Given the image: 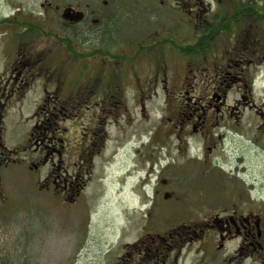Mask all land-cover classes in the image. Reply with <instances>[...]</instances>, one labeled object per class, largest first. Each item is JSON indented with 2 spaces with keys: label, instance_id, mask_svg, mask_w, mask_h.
I'll list each match as a JSON object with an SVG mask.
<instances>
[{
  "label": "flooded vegetation",
  "instance_id": "af4514ba",
  "mask_svg": "<svg viewBox=\"0 0 264 264\" xmlns=\"http://www.w3.org/2000/svg\"><path fill=\"white\" fill-rule=\"evenodd\" d=\"M134 1L31 0L26 5L22 4L23 1L5 2V12L0 15V26L4 25L5 28L0 33L7 36L6 46L9 48L7 53H0V219H3L2 213L8 217L9 201L5 188L6 173L11 163L21 164V169L39 172L38 183L42 187L48 181L52 182L53 190L46 186L50 193L58 192L65 198L69 197V200L83 193L81 185L85 182H80V179L88 171L83 168L84 161L77 159L80 147L75 149L73 155L64 153L65 158L59 157L58 165L51 157L55 146L59 144L63 147L64 142L69 143V138L78 128L81 135H87L88 143L92 138L93 144L87 149H91L96 140L99 142L102 137L108 136L103 124L114 108L109 105L107 96H112L111 72L115 63L103 43L130 41L124 42L120 53L114 57L119 58V81L122 72L125 73L129 80L127 86L133 87L136 92L143 85L154 89L160 86L159 81L163 82V87L171 81L175 82V77L166 80L157 76L176 71L179 65L183 73V66L189 68L190 72L199 73L208 67L207 64V67H202L207 60L206 49L199 48L207 34L191 35L193 41L190 46L184 45L185 38L176 40L163 36L139 40L135 32L129 34L131 25L125 24L127 17L145 14L148 15L146 18H153L152 0H144L143 3L138 0L140 3L136 7L133 6ZM251 3L263 17L264 0H209L208 3L205 0L160 1L166 12L171 8L183 13L187 10V14L195 20L207 17L212 21L247 18ZM235 4L236 10L233 7ZM134 21L131 19V22ZM248 24V30L232 31L231 46L222 48L217 58L212 59L214 83L206 89L201 88L202 96L184 99L187 106H194L191 112L184 113L185 121L181 119L184 129L191 127L208 141L213 140V134L208 132L233 115L235 123L240 125L243 123L240 120L255 112L264 128V104L261 106L253 99L256 93L264 92V73L258 70L259 66H264V26L263 29L249 30L251 24ZM149 25L144 24L146 27ZM148 38H151L150 32ZM214 41L218 45V40ZM81 45L95 48L101 52L102 58L91 61L79 58L77 47ZM218 49L214 47L213 50ZM168 50L175 52L172 65L165 60L168 59ZM142 59L148 62L149 70H152L144 77ZM94 63L101 65V73H94L99 70ZM252 67L257 69L251 73ZM224 69L234 71L233 75L226 73L240 97L234 96L231 103L227 100V91L219 90L224 82L221 79ZM183 77H179L172 86L185 84ZM117 91L121 93L122 88L119 86ZM79 95L106 97L98 100L94 97L95 101L89 103L87 99L77 98ZM92 109H95L96 117L91 114ZM101 112H105L106 117L102 118ZM84 113L93 117L96 125L83 121L82 126L76 128ZM10 116L29 120L22 138L11 143L7 139V120ZM111 116L115 117L114 114ZM99 118L103 120L102 128L98 124ZM194 119H198L197 124ZM70 124L74 130L70 129ZM244 132L246 135L247 132ZM211 144L213 146L207 149L211 150L216 145ZM56 151L60 156L61 150ZM186 156L190 159L200 158L197 149L193 153L187 151ZM188 164H180L182 173L176 174L184 176L183 167ZM53 166L54 171L60 174L54 176L50 172ZM162 180L168 184V190L164 193L165 199L170 201L168 206L173 216L172 226L163 233L144 231L137 242L126 244L112 254L107 264H264V195L240 192L233 203L225 199L223 202L227 205L204 211L200 205L193 208L186 203L181 204V198L186 193V177L174 179L168 176ZM153 189V195L158 197L159 189L157 186ZM174 202L177 205L172 206ZM190 213L201 217L190 216Z\"/></svg>",
  "mask_w": 264,
  "mask_h": 264
},
{
  "label": "rangeland",
  "instance_id": "374dc122",
  "mask_svg": "<svg viewBox=\"0 0 264 264\" xmlns=\"http://www.w3.org/2000/svg\"><path fill=\"white\" fill-rule=\"evenodd\" d=\"M6 1L0 0V15L5 12ZM15 1H23L24 5L31 3V0H10V3ZM140 1L143 3L144 0ZM160 1L152 0V19L146 18L148 15L145 14L126 18L125 24L131 25L129 34L135 32L139 40L163 36L176 40L185 38L184 45L190 46L193 41L191 35L205 34L202 33L203 23L216 22L207 17L195 20L187 14V10L183 13L171 8L166 12ZM205 2L208 3L209 0ZM139 3L136 0L133 6L136 7ZM252 3L250 7L253 8ZM233 7L237 9L236 4ZM250 18H246V27L241 22L238 29L248 30V23L251 24L249 30L263 29L264 23L252 24ZM131 19L135 21L131 22ZM145 22L150 23V27L144 26ZM219 25L221 21L218 25L212 23L216 29ZM235 26L234 24L233 29L236 31ZM4 28V25H1L0 31H4ZM232 31H210L204 35L201 43L204 47L208 45L206 50L210 51H206L207 60L202 64V67L208 66L204 71L190 72L189 68H184L182 64L185 73L179 65L175 68L176 71L157 76L165 77L166 80L175 77V82L170 80L171 82L163 87V82L159 81L160 86L154 89L143 85V90L137 92L133 87L127 86L129 80L125 73L122 72L119 81V58L114 57L120 53L121 45L130 41L103 43L115 63L114 71L111 72L112 96H107L110 99L109 105L114 108L108 117L105 112L100 115L102 118L106 117L107 121L103 127L108 131V136L102 137L99 142L96 140L94 146L87 149L93 144L92 138L88 143L87 135H81L78 127L82 126L83 121L90 125L96 124L93 117L84 113L81 115L82 119L77 122V130L70 124L74 133L69 138V143L64 142L63 147L59 144L55 146L51 157L58 165L59 157L65 158V154L73 155L75 149L80 147L77 159L84 161L83 168L88 171L86 173L84 170L85 175L81 177L82 181L80 179V182H85L81 185L84 188L83 193L72 196L70 200L58 192L50 193L46 186L53 190L52 182L48 181L47 185L42 187L38 183L39 172L21 169V164L11 163L6 173L5 188L9 201L8 217L2 213L3 219H0V264H107L112 254L117 253L126 244L137 242L144 231L163 233L172 226L173 216L168 206L170 201L165 199L166 196L163 197L164 192L168 190V184H164L162 179H167L168 176L174 179L186 177V193L181 198V204L186 203L188 207L193 208L201 206L204 211L207 208L215 210L219 205H227L223 202L225 199L233 203L240 192L245 195H248L249 191L264 195V128L257 120L255 112L248 110L252 115L249 114L243 121L240 120L243 122L240 125L235 123L234 115L224 122L220 121V124L208 132L213 134V140L209 141L204 136H199L191 127L184 129V123H181V119L185 121L184 113L188 114L194 107L192 104L187 106L184 99L202 96L201 88L206 89L214 83L212 59L217 58L222 48L231 46ZM149 32L151 38H148ZM6 40L7 36L0 33V53L8 52ZM214 40H218V45H215ZM212 47L219 49L213 50ZM77 49L79 58L90 61L93 58H102L101 52L87 45H81ZM174 55V51L168 50V59H165L168 64H173ZM144 61L142 59L141 62L143 77L152 72L148 62ZM160 62L159 60L158 63ZM94 66L99 69L94 73H101V65L94 63ZM259 67L258 70L263 74L264 66ZM254 69L257 67H252L251 73ZM224 71L221 78L224 82L219 90L227 91V100L231 103V99L234 96L238 98L239 95L226 72L233 75L234 71ZM182 76L185 84L180 87L172 86ZM119 86L122 88L121 93L117 91ZM94 97L98 100L97 98L106 96L79 95L77 98L87 99L90 103L95 101ZM253 99L262 106L264 92L256 93ZM95 109L90 110L94 117ZM112 114L115 117H112ZM102 118L98 119L100 128ZM194 120L197 124L198 119ZM27 121L29 120L24 118L9 117L8 142L22 138ZM107 122L109 123L106 126ZM244 131L247 132L246 135ZM93 136L92 128L91 137ZM218 136L221 137L218 139ZM211 142L216 145L209 150L207 148L213 146ZM194 149H197L200 158H187L186 152H193ZM56 150H61L60 156ZM183 162H189L188 166L182 168L184 176L176 174L182 173L179 165ZM149 171L151 181L146 187L148 192H145L140 189V183L142 176L146 179ZM50 172L54 176L60 174L54 171V166ZM126 173H129L130 177H127ZM121 176L125 178L126 184ZM189 182L192 184L189 185ZM155 186L160 191L158 197L153 195ZM147 202L150 208L141 209ZM174 204L177 205L176 202L171 205ZM189 215L201 217L199 214Z\"/></svg>",
  "mask_w": 264,
  "mask_h": 264
},
{
  "label": "trees",
  "instance_id": "16d2710c",
  "mask_svg": "<svg viewBox=\"0 0 264 264\" xmlns=\"http://www.w3.org/2000/svg\"><path fill=\"white\" fill-rule=\"evenodd\" d=\"M250 15L248 18H250V16L252 15V17L250 18V21L252 24H255L257 25L258 23H264V16L262 17V15L260 13H258V11L253 7H250ZM221 21V25H219V28L216 29L212 26V23L214 24H217ZM246 21V18H235L233 20H228V19H220L219 21H216V22H205L203 23L202 25V33H209L210 31H213V32H217V31H220V30H223L225 32H231L233 29V25L235 24L236 26V31H242L240 29H238L240 26H241V22L245 23ZM244 29V28H243ZM235 31V30H234ZM213 34V33H212ZM214 38V37H213ZM204 48V49H207L208 48V45L206 47L203 46L202 43L199 44V48ZM214 49V47H212ZM206 51H209V50H206Z\"/></svg>",
  "mask_w": 264,
  "mask_h": 264
}]
</instances>
